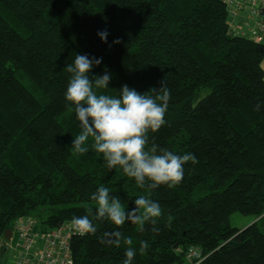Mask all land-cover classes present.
Listing matches in <instances>:
<instances>
[{"label": "trees", "instance_id": "obj_1", "mask_svg": "<svg viewBox=\"0 0 264 264\" xmlns=\"http://www.w3.org/2000/svg\"><path fill=\"white\" fill-rule=\"evenodd\" d=\"M231 15L221 0H0V243L20 219L45 232L87 214L101 183L126 207L142 191L91 140L85 153L68 148L80 128L63 68L81 53L103 58L92 75L110 71L109 94L164 82L166 122L149 146L196 158L173 188L153 190L159 232L151 222L119 227L137 249L148 241L133 264H264V40L235 34ZM235 213L255 223L233 228ZM95 223L96 233L72 237L73 264H121L124 246L99 239L115 226Z\"/></svg>", "mask_w": 264, "mask_h": 264}, {"label": "clouds", "instance_id": "obj_2", "mask_svg": "<svg viewBox=\"0 0 264 264\" xmlns=\"http://www.w3.org/2000/svg\"><path fill=\"white\" fill-rule=\"evenodd\" d=\"M97 34L107 42V30H99ZM102 59L75 53L72 62L63 68L70 74L63 93L65 105L69 111H74L80 128L68 148L72 153H85L91 140L90 146L102 156L103 164L109 170L122 172L142 191L131 206L126 207L109 186L101 183L88 194L96 207L88 209L84 215L73 214L69 224L75 233L83 236L97 232L96 221H107L115 228L105 231L99 237L100 242L117 248L124 246L121 264H133L137 252L142 254L149 247L148 241L140 240L137 249L133 238L122 233L119 227L128 223L143 231L145 224L151 222L152 231L159 232L155 224L163 209L159 201L152 198L153 190L161 185L173 188L182 180L185 164L195 162L196 158L192 152L176 153L155 143L149 146V131H157L166 122L171 93L164 82L159 89L153 86L145 93L125 83L116 94H109L102 90L110 89V71L106 69L102 75H92V69L99 66ZM260 108L257 104L256 109ZM168 219L171 220V216Z\"/></svg>", "mask_w": 264, "mask_h": 264}, {"label": "built area", "instance_id": "obj_3", "mask_svg": "<svg viewBox=\"0 0 264 264\" xmlns=\"http://www.w3.org/2000/svg\"><path fill=\"white\" fill-rule=\"evenodd\" d=\"M229 6L233 20L245 18L237 35L252 36L258 42L264 40V0H221ZM20 220L15 227L10 243L14 251L11 264H73L71 239L81 236L75 233L70 224L57 229L37 231L36 220ZM188 258H200L197 250H190Z\"/></svg>", "mask_w": 264, "mask_h": 264}, {"label": "rangeland", "instance_id": "obj_4", "mask_svg": "<svg viewBox=\"0 0 264 264\" xmlns=\"http://www.w3.org/2000/svg\"><path fill=\"white\" fill-rule=\"evenodd\" d=\"M263 68H264V61H263ZM23 220V219H20ZM18 220V221H20ZM30 219L25 218L24 221H28ZM21 222V221H20ZM255 223V218L252 216H243L239 213H235L230 218V224L233 228H237L240 230H243L247 228L248 226ZM13 235V233H12ZM12 238V237H11ZM11 240V239H10ZM10 240L3 241L0 243V252L3 253L4 257L2 259L1 264H11L14 258V251L12 249V243H10ZM191 262L193 260H190Z\"/></svg>", "mask_w": 264, "mask_h": 264}, {"label": "water", "instance_id": "obj_5", "mask_svg": "<svg viewBox=\"0 0 264 264\" xmlns=\"http://www.w3.org/2000/svg\"><path fill=\"white\" fill-rule=\"evenodd\" d=\"M257 221V220H256ZM11 237H12V231L10 230V231H8L7 233H6V239L9 241L10 239H11Z\"/></svg>", "mask_w": 264, "mask_h": 264}, {"label": "crops", "instance_id": "obj_6", "mask_svg": "<svg viewBox=\"0 0 264 264\" xmlns=\"http://www.w3.org/2000/svg\"><path fill=\"white\" fill-rule=\"evenodd\" d=\"M245 20V18L243 17V16H241V18H240V25H242V23H243V21Z\"/></svg>", "mask_w": 264, "mask_h": 264}]
</instances>
